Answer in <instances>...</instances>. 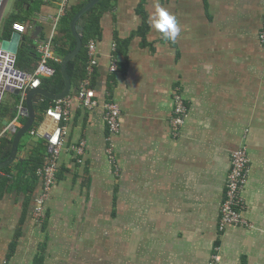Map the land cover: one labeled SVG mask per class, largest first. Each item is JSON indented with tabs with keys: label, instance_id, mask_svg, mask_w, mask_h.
I'll return each mask as SVG.
<instances>
[{
	"label": "crops",
	"instance_id": "obj_1",
	"mask_svg": "<svg viewBox=\"0 0 264 264\" xmlns=\"http://www.w3.org/2000/svg\"><path fill=\"white\" fill-rule=\"evenodd\" d=\"M60 2L35 13L23 45L52 43ZM157 2L178 22L174 41L150 23ZM263 22L264 0H114L95 41L98 105L71 108L43 222L34 218L42 179L3 175L15 183L0 189V264H210L216 247L217 264H264ZM118 42L127 43L125 55L116 56ZM176 92L188 106L177 137ZM109 102L121 109L120 132L110 137L114 163ZM24 118L12 130L13 121L1 120L0 139L14 138ZM32 132L15 168L46 140ZM242 146L251 161L243 192L249 226L221 232L231 155Z\"/></svg>",
	"mask_w": 264,
	"mask_h": 264
},
{
	"label": "built area",
	"instance_id": "obj_2",
	"mask_svg": "<svg viewBox=\"0 0 264 264\" xmlns=\"http://www.w3.org/2000/svg\"><path fill=\"white\" fill-rule=\"evenodd\" d=\"M69 4L70 0H61L58 19L65 15ZM13 30L19 34H24L27 30V27L23 24L16 23L13 25ZM259 40L262 48L264 49V22L263 28L260 32ZM95 50V41H91L88 45V76L82 82L77 94L74 97L70 95L62 101H57L54 106V112L61 116V132L57 143L54 145L50 156L46 160L44 167L38 171V175L42 179V190L36 199V208L34 210V218L38 223L43 222L46 218V203L56 183L59 158L66 144V139L68 136V124L70 122L71 108L73 104L76 103L79 106L89 110L97 107L98 105L96 100V92L92 85V76L98 66V61L95 58ZM37 51L40 55V62L37 65L36 70L33 73L27 74L26 76L22 90V99L19 106L18 117L12 122V127L9 128V130H12L13 127L18 126V120L22 116H25L24 101L33 84L40 78L50 79L56 76L57 70L54 65L58 64L60 60L53 52L52 43L50 41H43L39 43L37 46ZM116 69L117 66L114 64L111 68V71L115 72ZM173 100L174 108L171 119V129L174 136L177 137L186 123L188 106L182 94L179 92L174 94ZM120 117L121 109L117 103L109 102L105 105L104 119L110 135L107 139L109 142L107 154L109 156V160L113 163L115 162V157L113 154L110 137L120 132ZM32 134L35 135L36 132L33 131ZM84 147L85 143L82 142L79 148L76 149L79 155L84 153ZM250 162L248 149L245 146L235 150L231 155V170L227 180L225 199L220 209L219 230L221 232H223L228 226H249V222L243 216V212L246 208L243 192L250 174ZM219 250V248H216V254L213 256L210 264H217L220 261V256L218 255ZM3 264L9 263L5 261Z\"/></svg>",
	"mask_w": 264,
	"mask_h": 264
},
{
	"label": "trees",
	"instance_id": "obj_3",
	"mask_svg": "<svg viewBox=\"0 0 264 264\" xmlns=\"http://www.w3.org/2000/svg\"><path fill=\"white\" fill-rule=\"evenodd\" d=\"M60 2L61 0H51L46 2L44 0H11L14 12L10 14L4 22L3 25V39H11L14 31L13 25L16 23L27 25H32L34 23V15L37 11L41 9L44 4H53V2ZM92 0H77L74 5H69L65 15L59 19L57 25L56 36L52 41L53 52L60 60L58 64H55L57 70L56 76L54 78H40L42 86L46 91L53 95L61 94L65 89V81L61 75V62L72 53L77 42L74 38L71 30V23L75 16L86 7ZM146 0H141V4L144 5ZM114 8V0H102L98 5L91 9L88 13L83 15L82 19L84 21V28L81 34L82 48L78 56L68 63L67 71L72 82V93L76 94L82 82L88 76V63H89V51L88 45L91 41H96L101 36V22L105 13L111 11ZM144 19V26L141 28L143 34L147 30V17L142 14ZM127 50V43L118 42L116 56L125 55ZM40 62V55L37 51V46L33 43H25L23 47L20 48L17 56L16 66L19 70L26 73H33L37 65ZM96 75L92 76V85H96ZM21 103V98L15 95H11L9 99L2 102L0 106V121L7 119L9 121H14L18 116V108ZM50 104L55 105L56 102L46 101L43 107L37 109V121L30 132L37 130L39 124L42 120V116L47 110H50ZM28 118H24L21 121V127L27 123ZM30 132L24 136L23 141L20 143L19 148L23 144H26L25 140L28 138ZM14 138L3 137L0 139V164L7 161L12 153V145ZM50 144L47 140H39L35 143L33 152L31 155L23 161L22 164L15 166H10L2 171H0V189L4 187H11L15 182L5 176L12 175L13 170L17 173L19 179H24L27 177L35 181L36 183L40 180L38 171L42 169L46 163V160L50 156L49 151ZM5 175V176H3ZM219 248V247H216ZM216 250V249H215Z\"/></svg>",
	"mask_w": 264,
	"mask_h": 264
},
{
	"label": "water",
	"instance_id": "obj_4",
	"mask_svg": "<svg viewBox=\"0 0 264 264\" xmlns=\"http://www.w3.org/2000/svg\"><path fill=\"white\" fill-rule=\"evenodd\" d=\"M101 1L102 0H92L75 16L71 23L72 34L76 39L77 46L75 50L61 62V75L65 81L64 91L59 95H53L45 89L40 88L39 80H37L28 91L24 101V113L28 118L27 123L23 127H20L19 131L16 133L13 140L11 156L7 161L0 164V171L10 167L17 159L21 140L31 131L37 121V109L43 107L47 100L53 102L62 101L71 95L72 82L67 71V65L78 56L82 48L81 34L84 28L82 17ZM11 6V0H0V106L4 98L9 99L11 95H15L22 99V90L27 76L26 72L19 70L16 66L18 52L20 48L23 47L22 43L25 42V39L17 32L13 33L11 39H3V25L5 19L10 14ZM39 31L40 29L38 28L36 37H38ZM34 41H36V39H34ZM52 118L56 119L53 130H47V124ZM37 132L49 142V151L51 153L61 132V116L52 110H47L44 116H42Z\"/></svg>",
	"mask_w": 264,
	"mask_h": 264
},
{
	"label": "clouds",
	"instance_id": "obj_5",
	"mask_svg": "<svg viewBox=\"0 0 264 264\" xmlns=\"http://www.w3.org/2000/svg\"><path fill=\"white\" fill-rule=\"evenodd\" d=\"M154 7L155 11L149 18L150 23L154 28L163 33L165 39L174 41L180 32L175 16L164 9L159 2H157Z\"/></svg>",
	"mask_w": 264,
	"mask_h": 264
}]
</instances>
